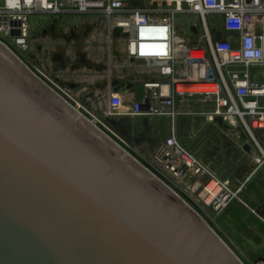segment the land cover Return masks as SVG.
Returning a JSON list of instances; mask_svg holds the SVG:
<instances>
[{
    "label": "water",
    "instance_id": "water-1",
    "mask_svg": "<svg viewBox=\"0 0 264 264\" xmlns=\"http://www.w3.org/2000/svg\"><path fill=\"white\" fill-rule=\"evenodd\" d=\"M15 57L0 43V264H244Z\"/></svg>",
    "mask_w": 264,
    "mask_h": 264
},
{
    "label": "built area",
    "instance_id": "built-area-1",
    "mask_svg": "<svg viewBox=\"0 0 264 264\" xmlns=\"http://www.w3.org/2000/svg\"><path fill=\"white\" fill-rule=\"evenodd\" d=\"M135 1L143 4L0 0V32L18 49L28 51L32 15H93L97 24L90 37L100 42L102 57H89L96 65L89 75L99 88L82 95L83 103H76L79 114L105 128L102 118L175 120L192 114L210 123L220 118L249 135L248 144L259 150V164L264 163V146L254 136V131H264V106L258 100L264 96V86L251 82L249 75L251 67L264 66V0ZM12 21L20 24L12 25ZM12 30L20 34L11 36ZM36 58L44 64L34 68V75L49 79L53 61ZM57 77L63 79L64 73L58 71ZM137 88L141 96L129 101L127 95L135 94ZM154 160L163 172L180 180L195 178L197 183L188 187L193 193L200 189V181L208 195L219 187L208 205L219 209L229 201L228 183L188 151L175 131L158 146ZM212 182L215 185L208 190ZM255 264H264V257Z\"/></svg>",
    "mask_w": 264,
    "mask_h": 264
},
{
    "label": "rangeland",
    "instance_id": "rangeland-1",
    "mask_svg": "<svg viewBox=\"0 0 264 264\" xmlns=\"http://www.w3.org/2000/svg\"><path fill=\"white\" fill-rule=\"evenodd\" d=\"M0 43L9 49L13 56L15 55L21 60L32 74H35L34 68L38 64L39 67L44 64L42 60L38 63L36 58L30 57L28 54L25 57H20V50L1 32ZM37 79L78 113L74 119L75 122L83 118L89 124L91 123L94 128L124 152L120 156L122 159L128 155L172 191L216 232L242 263L255 264L259 258L264 257V215L255 207V200L263 195L264 187L260 181L262 175L257 173L247 180L242 176L241 178L236 177V168L240 163L239 156H234L232 153L236 146L232 142H224L223 133L216 123H210L205 117L192 114L179 115L175 120L168 117H155L152 120L140 122L136 128L134 125L131 126L132 123L129 120H122L118 129H121L120 131L123 128L127 130L120 133L119 130H113L103 118L101 121L108 129L102 124H95L89 120V116L79 114L76 103L82 104L81 100L83 99L55 89L51 83H47L45 78ZM62 90H64L63 87ZM109 129L114 134L110 133ZM172 131L176 132L180 143L200 159L221 181L226 182L227 177L231 178L230 183L227 182L231 196L225 206L216 209L215 206L206 204L205 190L201 186V181L200 189L193 193L188 190V187L196 181L195 178L187 177V179L180 180L163 172L157 166L154 160L155 151ZM241 133L244 136L246 134L243 131ZM246 137L249 138V135L246 134ZM257 152L261 156L258 149ZM223 158L226 159L225 162L222 160ZM210 163L219 165L223 170L222 173L214 170ZM207 179L208 176L205 181Z\"/></svg>",
    "mask_w": 264,
    "mask_h": 264
},
{
    "label": "crops",
    "instance_id": "crops-1",
    "mask_svg": "<svg viewBox=\"0 0 264 264\" xmlns=\"http://www.w3.org/2000/svg\"><path fill=\"white\" fill-rule=\"evenodd\" d=\"M135 4H143L133 0ZM218 22L220 20L218 19ZM30 32L29 39L31 49L23 51L19 49L20 57L29 55L30 57H41L43 59H51L54 63V72L47 78V83H51L55 89L56 84L64 88L67 93L74 96L89 95L98 85H94L92 76L89 75L91 70H94L95 64L89 57H102L99 50L100 42L92 39L91 34L97 24V20L93 15L83 14H35L29 18ZM224 36V32L221 34ZM37 61V58H36ZM37 65V64H36ZM39 65V64H38ZM64 73V78L61 80L57 77V72ZM78 74L79 76H77ZM251 82L264 86V66H254L249 69ZM59 90V89H58ZM141 88H137L135 94H128L129 101L137 100L141 96ZM259 103L264 106V96L260 97ZM155 117H122L117 120H129L132 127H137V124L146 120H152ZM162 118V117H161ZM216 126L221 129L223 133L224 142L233 143L236 150H233L234 156H239L240 163L236 168V177L252 178L255 174L260 173L261 183L264 187V163L259 164L256 160L260 155L253 147L251 152L244 150V146L250 140L248 137L242 135L241 130L229 123L221 125L216 122ZM254 136L258 142L264 146V131H254ZM231 153V152H230ZM257 155V156H255ZM225 162V158L222 159ZM223 162V163H224ZM214 170L222 173V168L219 165L210 163ZM250 164V165H249ZM226 182L231 181L227 177ZM262 197L255 200V207L264 215V190Z\"/></svg>",
    "mask_w": 264,
    "mask_h": 264
},
{
    "label": "flooded vegetation",
    "instance_id": "flooded-vegetation-1",
    "mask_svg": "<svg viewBox=\"0 0 264 264\" xmlns=\"http://www.w3.org/2000/svg\"><path fill=\"white\" fill-rule=\"evenodd\" d=\"M77 97H79V98L82 99V95H77ZM106 122L110 125V127H111L113 130L118 131V130H119V129H118V125L120 124V122H122V120L119 121V120H117V119L112 118V119H108ZM120 130H121V129H120ZM120 130H119V131H120ZM124 130H127V129L123 128L122 131H120V133H124ZM109 131H110V133H113V134H114V132H113L112 130L109 129ZM124 135H125V134H124ZM135 141H136V140H135Z\"/></svg>",
    "mask_w": 264,
    "mask_h": 264
},
{
    "label": "bare ground",
    "instance_id": "bare-ground-1",
    "mask_svg": "<svg viewBox=\"0 0 264 264\" xmlns=\"http://www.w3.org/2000/svg\"><path fill=\"white\" fill-rule=\"evenodd\" d=\"M80 116V115H79ZM91 124V123H90ZM255 156H257V155H255ZM257 162H259V160L257 159L256 160ZM250 165V164H249ZM214 185H215V183H211L210 184V186L208 187V190L209 189H212L213 187H214ZM219 190H220V188L219 187H217L216 188V190L215 191H213V194H210V195H208V193H204V196H205V202H206V204H211L212 202H213V196H214V194H216L217 192H219ZM203 194V193H202Z\"/></svg>",
    "mask_w": 264,
    "mask_h": 264
}]
</instances>
